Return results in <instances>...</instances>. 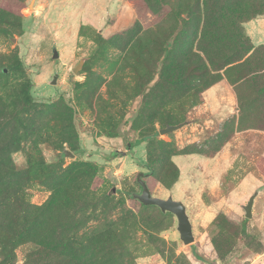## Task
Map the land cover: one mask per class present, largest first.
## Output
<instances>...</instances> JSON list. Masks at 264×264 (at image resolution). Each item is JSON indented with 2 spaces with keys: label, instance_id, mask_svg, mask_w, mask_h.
I'll list each match as a JSON object with an SVG mask.
<instances>
[{
  "label": "rangeland",
  "instance_id": "obj_1",
  "mask_svg": "<svg viewBox=\"0 0 264 264\" xmlns=\"http://www.w3.org/2000/svg\"><path fill=\"white\" fill-rule=\"evenodd\" d=\"M207 3L0 0V264H264V93L242 82L264 55L199 51L207 23L238 46L262 0Z\"/></svg>",
  "mask_w": 264,
  "mask_h": 264
},
{
  "label": "trees",
  "instance_id": "obj_2",
  "mask_svg": "<svg viewBox=\"0 0 264 264\" xmlns=\"http://www.w3.org/2000/svg\"><path fill=\"white\" fill-rule=\"evenodd\" d=\"M204 1L207 3L208 0H204ZM261 6H262L261 11L258 13L255 12V15H260V16L264 15V1L263 0L261 3ZM206 14H207V10H206ZM233 23H238V21H235ZM226 24H229L228 21L225 22L224 28H222L223 27L222 26L221 27L222 29L219 31H216L213 28L211 29L210 27L206 28L208 23L204 24V27L202 29L199 51L205 54L207 58V62L211 69H213L214 71H219L225 68L232 69L234 67H241L249 63L253 58H257L259 53H262V55H264V44L254 47L249 37L245 34V31L242 29V27L240 28L236 27L237 31H235L238 37L237 45L240 48H236L238 47L236 46V44L234 46L232 44H229L230 36L229 34L226 33V28H227ZM167 58H168L167 56H164V59H163V65L166 68H167L166 66L167 64L165 63L167 62ZM263 67H260L259 70L252 72V74L247 76V78L244 77L242 79V82L250 83L255 88H258L259 86H261V89H257L258 93H261V94L264 93V68ZM256 74H259V75H256ZM237 92L239 91H236V96H237L236 101H237L238 112H239L243 108L244 103L238 96L239 93Z\"/></svg>",
  "mask_w": 264,
  "mask_h": 264
},
{
  "label": "water",
  "instance_id": "obj_3",
  "mask_svg": "<svg viewBox=\"0 0 264 264\" xmlns=\"http://www.w3.org/2000/svg\"><path fill=\"white\" fill-rule=\"evenodd\" d=\"M81 66V63L74 69L73 73L77 74L78 68ZM6 72L5 70L3 71ZM184 124L177 126H167L165 129L160 130V134H168L172 133L178 129H180ZM65 156H68L65 153ZM137 182L140 186V194L134 195V199H136L139 203L144 206H153L157 207L162 213H170L172 214L177 221V232L179 234V239L183 243V245L187 246L194 242V237L192 233V226L186 214L185 206L179 202L172 199V197H168L167 199H160L153 197L148 190L146 183L143 181L141 175L137 178ZM251 216V202L248 204L246 209V217L249 218Z\"/></svg>",
  "mask_w": 264,
  "mask_h": 264
},
{
  "label": "crops",
  "instance_id": "obj_4",
  "mask_svg": "<svg viewBox=\"0 0 264 264\" xmlns=\"http://www.w3.org/2000/svg\"><path fill=\"white\" fill-rule=\"evenodd\" d=\"M244 31L255 47L264 44V16L244 25Z\"/></svg>",
  "mask_w": 264,
  "mask_h": 264
}]
</instances>
